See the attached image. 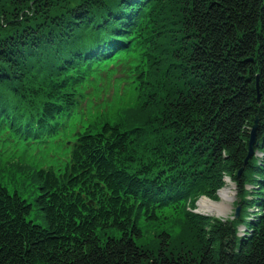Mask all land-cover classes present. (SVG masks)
Masks as SVG:
<instances>
[{"label":"trees","instance_id":"trees-1","mask_svg":"<svg viewBox=\"0 0 264 264\" xmlns=\"http://www.w3.org/2000/svg\"><path fill=\"white\" fill-rule=\"evenodd\" d=\"M115 61L138 108L80 122L32 201L0 176V264H264V0H0V133L59 135ZM225 174L239 217L194 212Z\"/></svg>","mask_w":264,"mask_h":264},{"label":"rangeland","instance_id":"rangeland-1","mask_svg":"<svg viewBox=\"0 0 264 264\" xmlns=\"http://www.w3.org/2000/svg\"><path fill=\"white\" fill-rule=\"evenodd\" d=\"M101 80L106 83L105 86H107L108 80L102 78ZM83 92L85 96V105L76 109L70 121L69 128L62 131L53 140H50L49 143H35L34 140L26 141V139L21 137H14L8 141H2L3 139H0V176H2L1 180L7 185L11 193L19 191L26 199L32 201V188L23 186L24 178L22 172H27L28 170L27 168L21 169L22 167L34 166L36 169L49 167H54L56 170L62 169L65 164L64 156H66L67 150L64 145L62 148L61 142L57 141L61 136H65L67 138V143H70L77 136V126L80 122L84 127L90 124H95L101 117H108L110 122H113L112 117H114L113 114L116 115V109L120 111L124 108H129L128 106H131L134 102V96L131 89H124L121 85L112 84L108 90H105L102 83L98 80L87 82ZM11 164L14 166L15 164H18V167L13 169L10 167ZM222 180L223 184L216 192L215 197H205L209 200L219 201L221 200L219 192L226 185L232 184L234 195L229 203L231 210L227 216L223 217L200 212L198 209V202L203 198L202 196H199L196 200L197 207L195 211L202 216L217 218L226 222V220L231 219L230 217L234 212V208L237 206L236 201H238V190L229 175L225 174L222 177ZM227 180H230V182H227ZM260 207H254L251 210L256 212V214L262 213V208ZM249 218L252 219V217ZM248 229L250 228L246 225H243L242 228L239 226L237 233L238 238L241 239L246 236L249 233Z\"/></svg>","mask_w":264,"mask_h":264},{"label":"bare ground","instance_id":"bare-ground-1","mask_svg":"<svg viewBox=\"0 0 264 264\" xmlns=\"http://www.w3.org/2000/svg\"><path fill=\"white\" fill-rule=\"evenodd\" d=\"M227 182H230V180H227ZM219 194L221 196V200L219 201L209 200L206 197L199 200L198 209L200 210V212L215 214L218 216H226L231 210V206L229 205V203L233 199L234 195L232 184L226 185L219 192Z\"/></svg>","mask_w":264,"mask_h":264},{"label":"water","instance_id":"water-1","mask_svg":"<svg viewBox=\"0 0 264 264\" xmlns=\"http://www.w3.org/2000/svg\"><path fill=\"white\" fill-rule=\"evenodd\" d=\"M259 97V95H258ZM258 121H259V116L257 115L255 117V121L252 125V128L249 132V141H248V154L245 158V163H247L248 159L253 155V151H254V144L257 140V130H258ZM242 168L238 171V174H241L242 172ZM239 212H240V207L236 208V212H235V217L239 216Z\"/></svg>","mask_w":264,"mask_h":264}]
</instances>
